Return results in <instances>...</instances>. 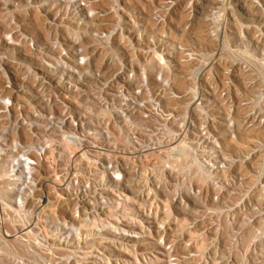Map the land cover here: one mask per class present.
I'll list each match as a JSON object with an SVG mask.
<instances>
[{
    "label": "rangeland",
    "instance_id": "obj_1",
    "mask_svg": "<svg viewBox=\"0 0 264 264\" xmlns=\"http://www.w3.org/2000/svg\"><path fill=\"white\" fill-rule=\"evenodd\" d=\"M165 1L106 0L91 4L105 14L89 19L85 10L66 7L70 0H0V264H18L15 259L25 254L14 236L23 216L6 169L12 145L29 140L24 115L40 105V52L54 59L59 44L84 47L96 66L134 59L146 65L151 80L166 66L173 91L183 96L167 107L183 106L178 110L187 113L190 142L203 126L217 141L214 168L172 169L179 179L170 186L184 203L173 205L165 241L171 252L160 245L95 249L100 260L91 264H136L139 252L153 250L157 257L150 264H172V258L175 264H264V4L170 0L175 5L165 23L155 24L153 11ZM93 31L111 33L110 47L101 49ZM149 36L156 45L151 52ZM177 45L198 54V62L185 63ZM195 97L202 99V113ZM211 141H204L207 150ZM74 248L57 249L64 259L59 264H84Z\"/></svg>",
    "mask_w": 264,
    "mask_h": 264
},
{
    "label": "built area",
    "instance_id": "obj_2",
    "mask_svg": "<svg viewBox=\"0 0 264 264\" xmlns=\"http://www.w3.org/2000/svg\"><path fill=\"white\" fill-rule=\"evenodd\" d=\"M105 1L70 0L65 6L85 10L91 19L105 14L91 4ZM174 5L162 3L153 11V22L164 24ZM92 36L101 49L110 47L111 33L93 31ZM145 39L147 52L156 49L152 36ZM28 46L36 52L31 41ZM174 48L185 63L198 62V54L181 45ZM56 49L54 59L40 52V105L24 115L29 140L12 145L6 169L16 210L23 216L14 236L25 254L15 263L59 264L64 259L57 249L71 247L160 245L171 252L165 241L173 205L184 203L170 186L179 179L172 169L214 168L216 138L203 126L190 142L187 113L178 110L183 106L167 107L168 100L181 103L183 96L173 91L166 66L151 80L146 65L134 59L96 66L80 45L69 50L59 44ZM195 72L199 74L197 68ZM194 100L200 111L202 99ZM210 138L207 150L204 141ZM77 251H72L76 258ZM152 252H139L136 264L153 263L157 251ZM98 254L94 252L96 261Z\"/></svg>",
    "mask_w": 264,
    "mask_h": 264
},
{
    "label": "bare ground",
    "instance_id": "obj_3",
    "mask_svg": "<svg viewBox=\"0 0 264 264\" xmlns=\"http://www.w3.org/2000/svg\"><path fill=\"white\" fill-rule=\"evenodd\" d=\"M212 2H217V0H211ZM242 1H244V2H249L250 4H253V3H256V5L258 6V7H261L262 8V3L264 4V0H242ZM260 2H262V3H260ZM228 5V4H227ZM220 12H222V10L220 11ZM263 13H264V11H263ZM248 15V14H247ZM221 36V35H220ZM219 49V48H218ZM218 52V51H217ZM216 57V56H215ZM214 61V60H213ZM195 76V75H194ZM198 79H199V77H198ZM256 199V198H255ZM256 200H258V199H256ZM255 200V201H256ZM259 201V200H258ZM257 203H259L260 204V202H257ZM6 236H8L9 237V235H6ZM107 252H110V251H108V247H106V249H105ZM94 252H95V249H93L92 247H90V248H80L78 251H77V253H79V256L77 257V258H79L80 259V261H88L87 262V264H91V263H97V261H96V257H95V255H94Z\"/></svg>",
    "mask_w": 264,
    "mask_h": 264
}]
</instances>
